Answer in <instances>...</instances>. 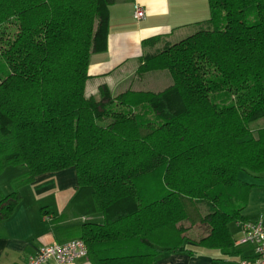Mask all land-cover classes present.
I'll use <instances>...</instances> for the list:
<instances>
[{"label":"trees","instance_id":"16d2710c","mask_svg":"<svg viewBox=\"0 0 264 264\" xmlns=\"http://www.w3.org/2000/svg\"><path fill=\"white\" fill-rule=\"evenodd\" d=\"M115 1L0 0V172L24 168L0 221L23 185L74 168L71 207L103 221L66 234L92 264H153L195 224L228 252L256 184L239 176L264 177V0H209L205 28L146 57L138 70L167 69L168 87L86 94Z\"/></svg>","mask_w":264,"mask_h":264},{"label":"crops","instance_id":"0c3cea01","mask_svg":"<svg viewBox=\"0 0 264 264\" xmlns=\"http://www.w3.org/2000/svg\"><path fill=\"white\" fill-rule=\"evenodd\" d=\"M136 3L145 11L143 19L132 16ZM209 19V0H116L109 8L106 49L89 56L86 94H96L103 83L112 92L126 88L129 73L159 39L185 35L207 26ZM250 182L256 184L250 188L248 205L241 215L244 220L260 219L264 225V181ZM76 184L74 171L60 170L40 174L20 188L19 203L9 218L0 221V264H25L41 246L71 239L66 234L71 226L103 221L101 212L80 216L71 207ZM7 194L0 190V199ZM229 231L234 246L224 252L199 244L197 240L206 234V228L199 224L190 226L183 234L180 249L160 251L153 264H235L254 258V246L238 242L241 221L230 222ZM44 264L59 263L49 260ZM64 264L92 263L86 256Z\"/></svg>","mask_w":264,"mask_h":264},{"label":"built area","instance_id":"2783aa9c","mask_svg":"<svg viewBox=\"0 0 264 264\" xmlns=\"http://www.w3.org/2000/svg\"><path fill=\"white\" fill-rule=\"evenodd\" d=\"M132 16L135 20L145 17V11L139 4H134ZM242 235L240 244L254 246L255 257L242 259L235 264H264V225L260 219L241 222ZM87 248L82 239L72 238L63 242H53L41 246L34 254L30 255L25 264H44L53 260L56 263H73L76 259L86 257Z\"/></svg>","mask_w":264,"mask_h":264},{"label":"rangeland","instance_id":"374dc122","mask_svg":"<svg viewBox=\"0 0 264 264\" xmlns=\"http://www.w3.org/2000/svg\"><path fill=\"white\" fill-rule=\"evenodd\" d=\"M200 28H205V27H197L190 31V33L187 34H181L179 36H173V37H168V38H162L159 39L158 42L155 43V46L153 49L146 54H144L138 63L135 65V67L132 69V71L128 75V82H127V87L124 88L121 87L119 90L122 88L125 89H130L133 91H153V92H158L166 87H168L172 83V77L167 69L163 68H157V69H149V70H142L139 71L138 68L140 65L143 64L144 59L149 56H153L159 52H162L167 46L180 41L184 39L185 37L193 34ZM115 94L120 92V91H113ZM253 127H264V116L253 121L252 123ZM66 170H71L75 171L74 168H68ZM24 171V168L19 166V165H9L7 166L2 172H0V190L3 193H9L11 191V180L20 175ZM240 178L247 180V181H256V182H263L264 177L262 178H250L248 176L245 177L243 173L240 174ZM247 178V179H246ZM250 179V180H248ZM262 187V186H261ZM188 223V222H185Z\"/></svg>","mask_w":264,"mask_h":264}]
</instances>
